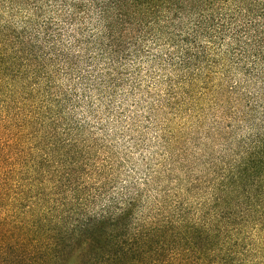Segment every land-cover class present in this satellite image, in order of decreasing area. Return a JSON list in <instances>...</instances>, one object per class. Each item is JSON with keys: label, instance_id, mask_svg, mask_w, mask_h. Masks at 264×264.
Segmentation results:
<instances>
[{"label": "trees", "instance_id": "trees-1", "mask_svg": "<svg viewBox=\"0 0 264 264\" xmlns=\"http://www.w3.org/2000/svg\"><path fill=\"white\" fill-rule=\"evenodd\" d=\"M0 264H264V0H0Z\"/></svg>", "mask_w": 264, "mask_h": 264}, {"label": "rangeland", "instance_id": "rangeland-1", "mask_svg": "<svg viewBox=\"0 0 264 264\" xmlns=\"http://www.w3.org/2000/svg\"><path fill=\"white\" fill-rule=\"evenodd\" d=\"M211 125V121H208L206 123V125L204 126V129H207V127H209ZM176 132H178V129L176 130ZM155 133L157 132H150L148 135V137H153L155 136ZM178 134V133H177ZM189 132L182 130V132L179 133V136H182V138L188 137ZM211 138L210 139H215V136H213V132H211L210 134ZM100 137V136H99ZM224 141H221V143L215 147H213V149L211 150V152L217 157L218 152H220L222 150V147H224ZM209 145V144H208ZM96 149L99 151L98 146H96ZM122 149V148H121ZM120 149V150H121ZM157 150V146H153V148L149 149L148 151L145 152V154L147 155V157H151L153 152ZM96 152L94 151L93 154H95ZM138 156H136L137 158ZM98 158L99 159H104L105 158V153L102 151L98 152Z\"/></svg>", "mask_w": 264, "mask_h": 264}]
</instances>
